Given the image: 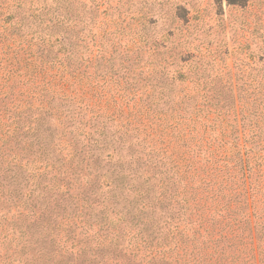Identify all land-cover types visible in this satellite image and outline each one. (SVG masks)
Wrapping results in <instances>:
<instances>
[{
	"label": "trees",
	"instance_id": "16d2710c",
	"mask_svg": "<svg viewBox=\"0 0 264 264\" xmlns=\"http://www.w3.org/2000/svg\"><path fill=\"white\" fill-rule=\"evenodd\" d=\"M95 11L0 0V264H264L261 95L107 49Z\"/></svg>",
	"mask_w": 264,
	"mask_h": 264
},
{
	"label": "rangeland",
	"instance_id": "374dc122",
	"mask_svg": "<svg viewBox=\"0 0 264 264\" xmlns=\"http://www.w3.org/2000/svg\"><path fill=\"white\" fill-rule=\"evenodd\" d=\"M74 1L89 10L99 8L87 19L93 15L99 25L109 26L112 35L105 44L115 39L120 54L136 50L135 41L148 36L149 51L143 43L138 45L143 47L142 63L150 61V70L158 63L167 68L169 78L187 73L186 83L198 75L201 81L232 77L251 85L248 94L259 93L264 100V0ZM229 70L231 75H225ZM167 74L157 79L165 80ZM153 76L151 72L150 87ZM190 86L176 85L174 94L186 93Z\"/></svg>",
	"mask_w": 264,
	"mask_h": 264
}]
</instances>
